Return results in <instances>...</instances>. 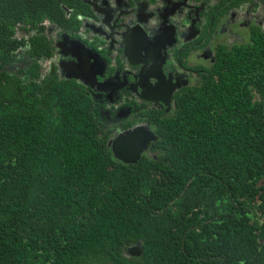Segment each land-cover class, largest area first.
<instances>
[{
	"label": "trees",
	"instance_id": "trees-1",
	"mask_svg": "<svg viewBox=\"0 0 264 264\" xmlns=\"http://www.w3.org/2000/svg\"><path fill=\"white\" fill-rule=\"evenodd\" d=\"M89 12L83 0H0V264H264L263 26L217 42L169 112L123 120L156 135L127 163L87 88L40 71L46 24L75 30Z\"/></svg>",
	"mask_w": 264,
	"mask_h": 264
},
{
	"label": "flooded vegetation",
	"instance_id": "flooded-vegetation-1",
	"mask_svg": "<svg viewBox=\"0 0 264 264\" xmlns=\"http://www.w3.org/2000/svg\"><path fill=\"white\" fill-rule=\"evenodd\" d=\"M83 1L89 5L91 12L78 15L79 23L75 30L62 28L51 22L46 24L45 34L51 41L52 53L44 59H39L38 63L41 72L44 61L47 67L43 69V73L49 72L55 66L59 77L64 78L58 63L68 61L65 63L66 67L71 74H79L85 81L82 83L75 78L90 92L100 115L106 118L109 126H115L111 133L112 138L139 125L147 126L141 121L135 122L129 128L122 129L120 126L123 120H133L134 114L135 117L138 116L143 108L151 107L169 112L175 91L196 82L197 72L215 61L213 46L217 42L231 44L243 40L244 29L251 23L264 28V0H251L245 4L227 7L226 10L225 5L218 6L219 0H186L184 5L182 0H167L162 3H159V0H123L124 13L119 15L120 11H114L115 16L109 17L110 23L106 20L111 14V0ZM88 1L95 2L97 10L106 11V14L95 10L93 4ZM118 1L122 6V0ZM178 3L182 4L179 6ZM212 6L216 8L210 16ZM157 11L159 15L155 14L157 17H153V12ZM136 13L140 18L150 17L155 30L154 37L150 39V42H154L153 51L140 45L135 47L137 38L132 32L138 33L140 41H143V32L134 29V26H125L129 25L128 20ZM122 28H127L123 38L128 45V57L123 54L119 41ZM219 36H224L225 40H219ZM78 38L91 49L75 40ZM25 52L26 47L19 49L17 57L24 56ZM70 55L78 57L77 65L70 61L73 59ZM128 58L137 63L131 64ZM199 65L203 67H198ZM139 71L143 76L139 77L142 85L147 82L144 77H150L151 74L158 76L157 80L161 85L157 91L158 99H161L159 102L139 96L142 88L136 85L138 78L133 76ZM157 80L152 79L151 82L155 83ZM146 88L147 85H144L143 90L150 95L151 92ZM132 247L134 248L131 251L129 249V254L140 253L138 244Z\"/></svg>",
	"mask_w": 264,
	"mask_h": 264
},
{
	"label": "water",
	"instance_id": "water-1",
	"mask_svg": "<svg viewBox=\"0 0 264 264\" xmlns=\"http://www.w3.org/2000/svg\"><path fill=\"white\" fill-rule=\"evenodd\" d=\"M98 1L99 2L103 1L104 2V0H98ZM184 1H186V0H182L183 5L185 4ZM88 2L93 4V7L95 8V10H97V7H96L97 4L95 2H93V1L92 2L88 1ZM158 2L159 3L167 2V0H159ZM182 3H178L179 6ZM109 4H110L112 10H111V14L108 15V20H106L108 23H110L109 17L115 16V14H113L114 11H117V12L120 11L119 15H121V14L124 13V9L123 8H125L124 7L125 4H124L123 0L121 1L122 6L119 4L118 0H111L109 2ZM97 11H100L101 13H105L106 14V11L104 12V11H102L100 9H98ZM155 14H158V11L157 12H153V17H157V16H155ZM128 24L129 25H125V24L124 25L127 26V28H129V26H134L133 27L134 29H137L140 32H143V37H142L143 41L139 40V37H138L139 35H138V33L136 31L132 32V33L136 34V38H137L136 41H139V43H137L135 41V47L136 46L139 47V45H140L142 48H147V50L153 51L155 49V46H154V42H150V39L152 37H154L153 33L155 32V30H154V28L152 26V23L150 21V17L149 18H140L138 16V14L136 13L128 20ZM105 26L110 28V26H108L107 24H105ZM127 28H122L121 29L122 31L120 33L119 32L118 33H119V36L121 38V39H119V41H120V44L122 45L123 54L125 53V55L128 57V50H127L128 45L125 43L124 38H123V37H125V33L127 32ZM133 28H131V29H133ZM146 32H148L149 34H147ZM75 40H78L82 45H85L86 48H90L91 49V47L86 45L85 42L82 41L80 38L75 39ZM152 41H154V40H152ZM81 55L84 56V53H82ZM71 57L73 59H70V61L72 63H74L75 65H77L78 57H75V56H71ZM128 60H129V58H128ZM146 61H147V58H146L145 62ZM66 62H68V61H66ZM66 62H59L58 63L59 69L61 70L62 77H64V78H74V79L76 78L77 80H79L82 83L85 82L82 79V77L79 76V74H71L69 72V70H68V68L66 67V64H65ZM135 63H137V62H131V64H135ZM18 66H21V65H16L15 64L13 66V68L16 69ZM23 67H24V65H23ZM42 72H43V70H42ZM133 76L135 78H138V81L136 82V85H139L142 88V90H141V92L139 94V96L141 98L153 100L154 102H159L161 100V99H158V97H159L158 94L159 93H157V91L161 87V85H159V80H157L158 76L156 74L155 75L151 74L150 77L149 76L144 77L147 82L144 83L143 85H142V83H140V78L139 77L142 76L140 71L138 73L136 72L135 75H133ZM94 77L96 78V74H94ZM152 79H156L157 82L152 83L151 82ZM144 85H147L146 89L149 92H151V93H149L150 95H148V93H145L147 91L143 90V86ZM170 92L168 93V96L170 95ZM155 140H156V135L154 134V132L152 130H150L147 126L139 125V126L133 128L131 130H126V131H123L122 133H119L117 136H115L114 138L109 140L108 145L111 147L113 155L116 158H118L121 161L127 162V163H134L140 158L142 152L147 149V147L150 144V142L155 141ZM132 248H134V247L131 246L129 248L130 251H131ZM131 254H136V253H131Z\"/></svg>",
	"mask_w": 264,
	"mask_h": 264
},
{
	"label": "rangeland",
	"instance_id": "rangeland-1",
	"mask_svg": "<svg viewBox=\"0 0 264 264\" xmlns=\"http://www.w3.org/2000/svg\"><path fill=\"white\" fill-rule=\"evenodd\" d=\"M234 29H235V27H234ZM246 29H244V31H245ZM224 36H219V40H222V39H224L223 38ZM225 40V39H224ZM16 65H21V66H18V67H23V65H24V63H23V61H17L16 63H15ZM45 67H47V64L46 63H44V61H43V63H42V65H41V69L43 70Z\"/></svg>",
	"mask_w": 264,
	"mask_h": 264
}]
</instances>
